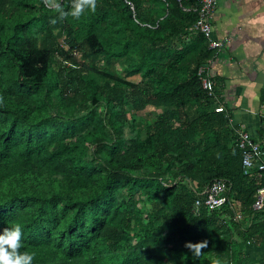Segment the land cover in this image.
Listing matches in <instances>:
<instances>
[{
  "label": "trees",
  "instance_id": "1",
  "mask_svg": "<svg viewBox=\"0 0 264 264\" xmlns=\"http://www.w3.org/2000/svg\"><path fill=\"white\" fill-rule=\"evenodd\" d=\"M95 5L65 16L64 50L58 10L0 0V231L23 226L32 264H251L264 173L243 169L239 127L215 79L203 86L214 52L194 34L199 1ZM146 108L161 110L151 123ZM217 179L242 222L228 206L195 211ZM205 239L199 256L185 246Z\"/></svg>",
  "mask_w": 264,
  "mask_h": 264
},
{
  "label": "crops",
  "instance_id": "2",
  "mask_svg": "<svg viewBox=\"0 0 264 264\" xmlns=\"http://www.w3.org/2000/svg\"><path fill=\"white\" fill-rule=\"evenodd\" d=\"M213 36L228 40L212 69L232 124L264 139V0H218ZM251 264H264V243L247 244Z\"/></svg>",
  "mask_w": 264,
  "mask_h": 264
},
{
  "label": "built area",
  "instance_id": "3",
  "mask_svg": "<svg viewBox=\"0 0 264 264\" xmlns=\"http://www.w3.org/2000/svg\"><path fill=\"white\" fill-rule=\"evenodd\" d=\"M44 1L48 8H53L48 0ZM163 1L165 2L166 0ZM178 1L180 2L181 0ZM198 1L199 8L196 9L198 11V21L194 26V34H202L208 42L209 49L214 52V57L208 62L206 67L201 68L199 74H206L202 79L203 86L206 90H212V69L216 62L220 60V53L227 47L229 41L220 40L213 36L212 21L218 0ZM128 4L135 11L134 5L131 2H128ZM217 111H223V108H217ZM237 137V145L243 154V169L247 173H252V175L255 174L262 178L264 173V139L255 138L244 126L237 129ZM231 190V183L227 180L217 179L213 181L201 194V197L196 200L195 211L199 212L201 207L221 209L228 206L232 209L234 219L237 222H242L245 214L232 202L230 197ZM251 214L252 216L249 219H254L259 215L264 217V186L257 190Z\"/></svg>",
  "mask_w": 264,
  "mask_h": 264
},
{
  "label": "clouds",
  "instance_id": "4",
  "mask_svg": "<svg viewBox=\"0 0 264 264\" xmlns=\"http://www.w3.org/2000/svg\"><path fill=\"white\" fill-rule=\"evenodd\" d=\"M52 7L58 10L60 16L71 15L79 18L85 9H95V0H72L70 10H63L59 0H49ZM23 226L19 222H13L11 227L0 231V264H32L33 253L20 251L22 247ZM196 256L201 254V249L208 246V240H201L196 243L187 242L185 245ZM213 264H219L214 261Z\"/></svg>",
  "mask_w": 264,
  "mask_h": 264
},
{
  "label": "rangeland",
  "instance_id": "5",
  "mask_svg": "<svg viewBox=\"0 0 264 264\" xmlns=\"http://www.w3.org/2000/svg\"><path fill=\"white\" fill-rule=\"evenodd\" d=\"M64 19H65V16H60L59 14L57 15V20H58L59 24L56 25L57 26L56 34H57L58 40H59V47L64 49V50H67L68 46L62 40L63 24L65 23ZM74 57H75V59H76L75 61L78 63V65H81V66L83 63L90 62L87 59L86 60L82 59V57L79 55V53L75 54ZM112 70L116 71L117 67L112 66ZM138 80H140V78ZM136 81H137V79H136ZM159 112H161V110L146 108V109L142 110L141 112H139L138 116L141 118L142 121L151 123L156 118V116L159 114Z\"/></svg>",
  "mask_w": 264,
  "mask_h": 264
}]
</instances>
